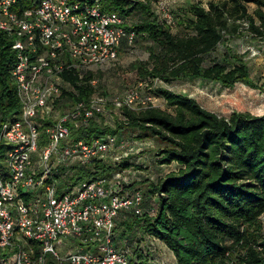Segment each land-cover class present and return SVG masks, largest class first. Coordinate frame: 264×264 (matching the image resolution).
<instances>
[{
	"label": "built area",
	"instance_id": "1",
	"mask_svg": "<svg viewBox=\"0 0 264 264\" xmlns=\"http://www.w3.org/2000/svg\"><path fill=\"white\" fill-rule=\"evenodd\" d=\"M161 9L168 10L163 3ZM172 13L161 21L177 25ZM127 25V17L100 0H0V30L13 40L10 73L22 105L0 125V250L9 251L0 264H48L50 258L55 264H142L137 251L150 256L120 232L131 216L157 209L155 198L146 204L142 189L122 184L129 155L123 131L92 140L75 133L92 121L115 127L126 121L125 108L147 107L152 98L135 85L106 94L95 77L88 82L94 93L76 99L74 82L64 77L78 76L82 84L87 74L115 66L120 49L136 43ZM97 162L111 173L82 177L95 172Z\"/></svg>",
	"mask_w": 264,
	"mask_h": 264
},
{
	"label": "trees",
	"instance_id": "2",
	"mask_svg": "<svg viewBox=\"0 0 264 264\" xmlns=\"http://www.w3.org/2000/svg\"><path fill=\"white\" fill-rule=\"evenodd\" d=\"M100 1L106 10L127 18L141 8L142 20L126 26L136 32V42L147 37L153 43L147 61L130 65L141 80L204 79L229 87L238 81L250 83L249 68L241 57L230 53L223 62H208L226 35H235L241 28L264 35V0H212L208 7L191 5L189 13L177 21L184 28L179 33L136 0ZM250 3L256 5L253 14ZM12 44L0 30V125L22 109L10 73L15 61ZM102 75L89 73L79 84L78 76L64 73L80 94L76 99H88L95 91L89 80ZM98 89L107 94L103 86ZM153 91L167 109L153 104L125 108L126 121H117L115 127L92 121L86 132L75 133L92 140L126 128L137 129L139 139L154 137L164 145L158 152L159 165H177L151 185L149 194L155 198L156 213L131 216L121 223L122 237H156L178 264H264V114L221 116L189 96L167 88ZM94 168L95 172H82V177L111 173L100 162ZM137 254L141 263L147 264L149 258L143 251ZM6 255L9 251L0 250V259ZM48 264L55 263L50 258Z\"/></svg>",
	"mask_w": 264,
	"mask_h": 264
},
{
	"label": "rangeland",
	"instance_id": "3",
	"mask_svg": "<svg viewBox=\"0 0 264 264\" xmlns=\"http://www.w3.org/2000/svg\"><path fill=\"white\" fill-rule=\"evenodd\" d=\"M142 4L148 5L152 14L156 18H165V12H173L176 20L189 13V8L194 4H202L208 7L212 0H136ZM216 1V0H215ZM161 3L168 8L165 12L161 9ZM256 5L249 4V12L254 13ZM143 18L141 8L137 7L128 17L129 25L136 23ZM161 20V19H160ZM256 24L259 21L256 19ZM248 27V23L245 22ZM174 33L184 31L180 25L170 26ZM153 43L147 37H141L132 48L123 46L119 51V59L115 66L105 68L99 84L103 86L110 95L121 93L127 86L135 85L140 87V93L143 98L151 97L150 104L167 109L162 98L154 95V89L167 88L176 93L189 96L197 100L202 107L221 116H230L233 112H247L253 115L264 114V35L260 36L250 29L241 28L235 35H226L222 43L211 55L209 62L213 60L224 61L228 55L241 57L242 61L249 68L250 83L238 81L235 85L229 87L220 81H211L204 79H179L171 83L163 82L159 79L151 82L150 80H141L136 71L130 68V65L136 61H147L149 59L150 47ZM234 62V61H232ZM235 63V62H234ZM140 83H142L140 85ZM139 130L126 128L123 130L125 135V149L129 155L124 160V170L127 176V183H122L129 187L134 184L143 190L146 204L153 203L149 190L152 183L167 172L176 168V163L172 165H159L158 152L164 145L154 137L139 139ZM3 159L0 157V162ZM130 172V173H129ZM132 172H135L134 174ZM264 225V215L262 216ZM123 232L121 227L120 232ZM135 241H138L140 249L147 251L150 256H145L147 264L154 261L157 264H178L173 253L160 240L152 241L150 238H143L139 234ZM135 243V242H134ZM136 244V243H135Z\"/></svg>",
	"mask_w": 264,
	"mask_h": 264
}]
</instances>
